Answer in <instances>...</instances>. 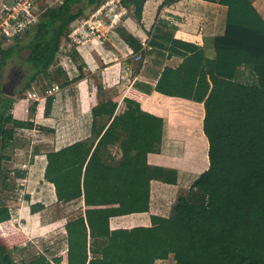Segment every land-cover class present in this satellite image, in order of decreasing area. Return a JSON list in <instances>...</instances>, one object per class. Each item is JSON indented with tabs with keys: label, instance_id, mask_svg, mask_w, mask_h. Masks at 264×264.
Segmentation results:
<instances>
[{
	"label": "trees",
	"instance_id": "1",
	"mask_svg": "<svg viewBox=\"0 0 264 264\" xmlns=\"http://www.w3.org/2000/svg\"><path fill=\"white\" fill-rule=\"evenodd\" d=\"M119 1L141 21L147 0ZM174 1L163 0L162 6ZM208 1L227 5L225 31L213 38L214 55L174 38L167 24L156 21L148 31L150 51L158 48L181 61L165 65L155 85L144 87L146 93L154 89L201 105L207 168L182 173L148 163L147 154L160 150L163 118L143 110L142 92L127 85L91 108L88 137L45 154L43 177L53 184L57 201L83 200V211L64 224L67 249L51 258L41 254L17 263L11 253L27 236L0 203V264H154L170 255L176 264H264V20L249 0ZM101 3L62 0L47 7L27 44L21 45L19 36L7 46L0 42V77L6 60L27 46L32 70L23 89L40 77L52 82L63 75L62 86L79 79L85 63L75 48L70 56L76 61V77L69 79L61 67L52 66L72 22L85 18L87 7L96 9ZM117 31L134 53L141 49L140 40L125 27ZM242 64L252 67L257 83L235 79ZM45 100L50 110L53 96ZM13 102L0 93V168L14 127L34 125L8 113ZM112 147L118 151L113 153ZM152 179L187 190L168 216L151 214L148 225L112 228L114 216L149 210ZM31 207L35 212L44 206Z\"/></svg>",
	"mask_w": 264,
	"mask_h": 264
},
{
	"label": "crops",
	"instance_id": "2",
	"mask_svg": "<svg viewBox=\"0 0 264 264\" xmlns=\"http://www.w3.org/2000/svg\"><path fill=\"white\" fill-rule=\"evenodd\" d=\"M160 1L147 0L145 2L140 22L132 14L122 15L120 22L114 27L113 25L105 26L111 29L106 34L101 36L95 34L82 41L81 44H76L85 66L83 75L69 83L76 82V111L73 115L76 123L73 125L72 133L76 136V140L88 137L92 124L91 108L100 99H109L125 86L131 85L137 88V91L142 92L140 97L142 98V109L161 116L164 122L160 150L147 154L148 163L176 169L182 173H200L208 165L207 141L201 128V105L181 97L168 96L154 89L148 93L144 92L146 85H155L165 65L176 66L181 61V57L174 54L168 56L166 51L153 48L143 53L145 54L143 60H135L133 49L122 39L117 27L119 25L125 27L141 42L152 23L155 24L156 21L162 20L168 25L174 38L198 44L204 48L207 56L212 57L214 55L213 38L225 31L227 5L219 1L177 0L156 13ZM249 1L264 20V0ZM77 74L78 71L74 77ZM95 77L99 82L95 81ZM235 79L248 84L257 83V76L252 67L246 64L237 68ZM59 99L60 96L53 97L52 104L57 103ZM186 190V186L178 183L172 184L152 179L149 210L114 216L110 219V226L114 228L138 224L148 225L151 214L168 216L175 200ZM76 201L83 211L82 198ZM64 224L62 227L66 232ZM65 240V248L59 253L67 249V236ZM55 255L57 254L52 256ZM166 260H170L171 264H176L171 255L167 259H157L155 263Z\"/></svg>",
	"mask_w": 264,
	"mask_h": 264
},
{
	"label": "rangeland",
	"instance_id": "3",
	"mask_svg": "<svg viewBox=\"0 0 264 264\" xmlns=\"http://www.w3.org/2000/svg\"><path fill=\"white\" fill-rule=\"evenodd\" d=\"M61 1L36 0L35 5L30 10V15L35 17V21L20 32L21 45L27 44L41 13L47 7L59 5ZM102 2L105 7L98 15L103 18L105 25L97 26L95 19H90L87 23L94 24L95 32L100 36L111 30L105 26H110L109 21L113 17L114 11L121 12L119 18H116V23L120 22L122 15L132 14L129 8L121 6L120 1L102 0ZM162 2L163 0L159 2L161 8L167 6H162ZM10 3L11 0H0V21L5 19ZM158 7L156 13L159 12ZM93 12L95 9L87 7L84 13L85 18L73 21L69 34L61 40L55 65L52 68L61 67L69 79L77 73L76 61L70 56L71 48L77 49L76 44H81L82 41L94 36L88 31V25L83 22L91 17ZM116 23L111 24V26L114 27ZM153 25L154 22L151 27ZM148 34L143 37L144 40L149 39ZM0 42L3 46H7L13 42V38L8 40L0 34ZM28 55L27 46H23L19 52L15 51L6 60L0 77V93L5 97H13L14 99L8 113L18 119H30L34 124L32 128L14 127V139L4 151L6 159L3 160L0 168V203L6 204L10 208L11 219L17 228H20L27 236V240L11 253L17 263L21 260L33 259L44 253V255L52 256L63 251L66 232L62 225L67 219L82 212L76 199L66 202L57 201L53 184L43 177L46 152L76 141V136L72 133L73 125L76 123V118L73 116L76 111V82L62 86L63 75L52 82L47 78L40 77L33 81L29 88L23 89L32 70L27 61ZM144 58L145 54L140 60ZM134 59L136 60V58ZM95 81L99 82L98 78L95 77ZM53 82L60 86L59 94L55 95V97L60 96V99L57 103L52 104L50 110H46L45 98L47 96H43V94L45 88ZM32 89L37 91L41 97L40 100H32L27 97V92ZM34 102L37 105L35 110H32L31 105ZM8 126H12V124H8ZM111 149L113 153L118 151L116 147ZM36 203H41L44 207L33 212L31 205ZM157 263L171 264L170 260L158 261Z\"/></svg>",
	"mask_w": 264,
	"mask_h": 264
},
{
	"label": "built area",
	"instance_id": "4",
	"mask_svg": "<svg viewBox=\"0 0 264 264\" xmlns=\"http://www.w3.org/2000/svg\"><path fill=\"white\" fill-rule=\"evenodd\" d=\"M35 3L36 0H11L10 5L7 7L5 19L0 21V34L8 40L14 38L15 36H20V32L28 28L33 23V21H35V17L30 15V10L35 5ZM104 7V4H101L98 8H96L95 12L92 13L91 17L83 21L84 24H87L90 19H95V21L97 22V26L101 24L105 25L103 18L99 17L98 15V13L102 12ZM120 15L121 12L117 13L114 11L113 17L110 18L109 24H115L117 21L116 18L118 19ZM87 25L89 27V29L87 28L88 31H90L94 35L98 34L97 32H95L96 28L94 24L89 23ZM141 44V49L134 53V58H136V60H140L142 58L143 53L148 52L151 49V46L148 44V40H142ZM59 92V84L53 82L45 88L43 96L55 97V95ZM27 97L32 100L41 99L37 91L33 89L27 92Z\"/></svg>",
	"mask_w": 264,
	"mask_h": 264
},
{
	"label": "bare ground",
	"instance_id": "5",
	"mask_svg": "<svg viewBox=\"0 0 264 264\" xmlns=\"http://www.w3.org/2000/svg\"><path fill=\"white\" fill-rule=\"evenodd\" d=\"M170 127V126H169ZM172 128V127H171ZM171 130V129H170ZM173 130H174V128H173ZM173 130H171V131H173ZM177 129H175V131H176ZM185 133V132H184ZM180 135V134H179ZM204 162H205V160H204ZM158 264V263H157Z\"/></svg>",
	"mask_w": 264,
	"mask_h": 264
}]
</instances>
